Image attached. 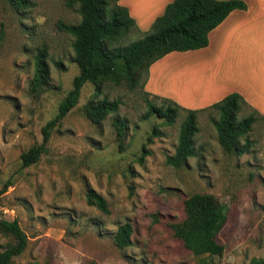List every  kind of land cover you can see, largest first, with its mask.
<instances>
[{"label":"rangeland","instance_id":"rangeland-1","mask_svg":"<svg viewBox=\"0 0 264 264\" xmlns=\"http://www.w3.org/2000/svg\"><path fill=\"white\" fill-rule=\"evenodd\" d=\"M30 1V8L17 13L9 0H0V189L9 184L0 198V214L17 220L27 237L25 251L13 264H248L264 258L262 117L249 135V151L235 156L217 141L209 120L216 114L200 113L197 156L176 169L165 158L174 153L182 116L167 126L155 115L147 116L144 88L130 91L108 84L97 96L86 83L77 106L51 131L46 152L37 163L21 168V155L41 144V129L55 117L78 74L73 39L57 26L78 24V5ZM126 7L133 13L134 7ZM134 19L138 31L123 45L149 30L148 25L139 27L141 17ZM43 48L49 86L33 94L34 58ZM103 99L119 101L118 112L94 123L83 108L90 100ZM251 113L244 105L239 117ZM117 121L125 122L122 139ZM153 128L158 135H151ZM89 189L105 198L108 215L86 204ZM195 193L210 194L226 208L217 236L224 247L220 257L193 256L168 227L183 219L184 200ZM125 223L133 230L131 245L120 250L113 236ZM11 241L0 232V251Z\"/></svg>","mask_w":264,"mask_h":264},{"label":"trees","instance_id":"trees-1","mask_svg":"<svg viewBox=\"0 0 264 264\" xmlns=\"http://www.w3.org/2000/svg\"><path fill=\"white\" fill-rule=\"evenodd\" d=\"M120 0H66V6L78 5L80 22L75 25L58 23L59 30L69 34L72 41L73 61L78 74L72 80V87L58 105L57 114L41 129L42 142L31 147L20 157L21 168L38 162L46 152L51 131L74 109L86 83L94 86L97 96L110 84L122 86L130 91L143 89L148 78L149 68L156 61L172 52H186L205 48L209 33L218 27L235 10H246L240 0H173L168 3L161 16L151 24L149 30L137 41L123 45L122 42L131 32L138 31L135 20L126 7L119 5ZM10 7L17 13L30 8V0H9ZM50 72L46 48L40 49L34 58V73L30 81V92L35 94L49 86ZM152 96V98H149ZM147 116L155 115L167 126L173 125L180 116L182 121L174 153L167 155L165 164L181 168L191 158L197 156L195 137L199 132L198 115L213 112L210 117L217 141L224 152L241 156L249 151V135L258 116L256 111L239 117L245 104L236 93L224 97L219 102L200 110L182 108L172 100L144 92ZM120 102L90 100L84 106L87 118L99 123L108 115L116 114ZM117 137L122 139L125 122L114 123ZM153 128L151 135H158ZM151 141V137L147 142ZM241 142L243 144L241 145ZM145 151L143 147L142 152ZM143 157L139 158L142 162ZM9 184L0 189V198ZM86 204L108 215L105 198L89 189L85 194ZM226 208L216 203L214 197L206 193H195L184 200L182 220L168 224L173 236L193 256L220 257L224 247L217 242V236L226 222ZM0 232L11 242L0 251V264H13L27 247V237L18 221H8L0 214ZM132 227L129 223L120 225L113 236L114 245L123 250L131 245ZM248 264H264V258H252Z\"/></svg>","mask_w":264,"mask_h":264},{"label":"crops","instance_id":"crops-1","mask_svg":"<svg viewBox=\"0 0 264 264\" xmlns=\"http://www.w3.org/2000/svg\"><path fill=\"white\" fill-rule=\"evenodd\" d=\"M172 1L119 3L134 7L133 13L128 10L130 16L141 17L139 27L146 29ZM240 1L246 10L232 11L209 33L205 48L172 52L152 64L144 90L189 110L207 108L236 93L248 109L264 115V0Z\"/></svg>","mask_w":264,"mask_h":264}]
</instances>
